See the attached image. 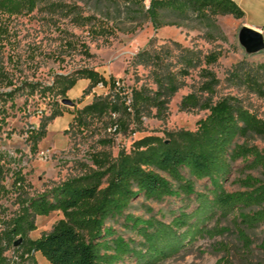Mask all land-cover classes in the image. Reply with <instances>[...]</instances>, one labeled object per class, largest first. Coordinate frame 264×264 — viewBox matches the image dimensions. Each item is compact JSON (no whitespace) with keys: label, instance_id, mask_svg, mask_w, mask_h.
<instances>
[{"label":"rangeland","instance_id":"1","mask_svg":"<svg viewBox=\"0 0 264 264\" xmlns=\"http://www.w3.org/2000/svg\"><path fill=\"white\" fill-rule=\"evenodd\" d=\"M150 1L145 0L147 7ZM125 12L126 6L116 0H45L30 13L0 12V163L4 168L2 184L7 188L0 194V218L4 220L0 232L20 214L21 202L26 197L38 196L70 178L97 169L94 155L110 162L120 152H130L133 142L144 136L165 137L171 131L196 130L198 121L209 111L183 110L180 106L190 93L207 97L202 91L206 79L201 71L207 67L205 54H219L218 61L208 66L219 80L213 100L236 96L243 106L264 119V97L242 80L251 75L264 82V49L249 52L240 44L242 24L238 18L218 16L220 29L213 33L197 20L191 21L190 26L160 28L148 21L134 30ZM188 55L196 65L189 68L188 74H178L181 88L162 115L156 107L147 108L140 122L134 111L121 112L116 118L123 115L129 127L120 131L115 130L109 115L88 116L84 124L75 119L78 110L92 103L95 95L107 96L112 91L102 84L90 89L91 81L81 77L82 70L93 69L107 79H116L122 97L129 103L134 89L157 90L156 75L179 72ZM71 79L76 80L75 84L63 93ZM44 122L46 135L35 146L32 131L39 130ZM248 142L263 146L257 136H251ZM244 164L241 160L233 164L224 183L228 191L242 190L237 180L246 174L260 176V170L245 171ZM17 176L26 184L21 190L13 185ZM206 186L211 187L207 179L197 181L195 188L203 192L207 191ZM197 205L195 195L157 201L140 194L124 215L109 224L126 240L138 243L141 238L124 224L125 214L144 218L154 215L170 222L181 210L192 212ZM62 217L60 211L36 216V228L28 237L35 239L50 232ZM206 225L227 227L228 231L199 236L159 264H216L224 255L231 264H264L263 226L248 231L252 245L245 249L232 215L210 218ZM23 242L22 237L17 238L5 252L10 264H32L31 258L21 256ZM222 244L228 249L223 250ZM33 257L38 264H52L40 252ZM119 264H136V259L129 255Z\"/></svg>","mask_w":264,"mask_h":264},{"label":"trees","instance_id":"2","mask_svg":"<svg viewBox=\"0 0 264 264\" xmlns=\"http://www.w3.org/2000/svg\"><path fill=\"white\" fill-rule=\"evenodd\" d=\"M44 1L0 0V12L10 15L30 13ZM116 1L126 6L125 13L134 30L148 21L160 28L190 26L191 21L197 20L213 33L214 29H220L218 16L232 15L238 19L244 16L234 0H151L148 7L145 0ZM218 59L216 52L204 56L207 67L201 70L206 79L202 91L207 97L190 93L181 102L183 110L200 108L209 111L198 121L196 130L171 131L165 137L144 136L133 142L130 152L124 150L110 162L94 155L97 169L70 178L38 196L23 199L20 214L7 222L0 232V264H10L5 252L20 237L24 241L21 256L31 258L32 264H38L33 257L35 252H40L52 264H119L129 255L136 259V264H159L178 254L199 236L227 232V227L208 228L206 222L216 216L227 218L231 215L243 247L251 249L248 231L264 227V119L243 106L236 96L213 100L219 80L208 66ZM183 61L185 64L179 72L156 75L157 90L134 89L129 103L122 97L116 79H107L93 69L82 70L81 77L91 81L90 89L102 84L112 91L107 96L95 95L92 103L78 110L75 119L84 124L88 116L109 115L115 130L120 131L129 127L123 115L116 118L121 112L130 114L134 111L140 122L142 112L147 108L156 107L162 115L181 88L178 74L186 75L189 68L196 65L190 55ZM242 80L249 82L255 92L264 97V82L251 75ZM68 81L63 93L76 82L74 79ZM46 128L44 122L39 130L32 131L35 146L46 135ZM251 136L259 137L263 146L249 144ZM241 138L244 141L239 142ZM238 160L245 163V171L260 170V176L246 174L237 180L242 190L228 191L224 183ZM3 173L0 163V194L7 189L2 184ZM205 179L211 187L206 186L207 191L198 192L196 182ZM13 185L21 190L26 184L17 176ZM140 194L157 201L170 196L195 195L198 205L192 212L181 210L170 222L154 215L144 218L125 214L124 224L141 238L136 243L134 239L126 240L118 234L109 222L124 215L132 200ZM54 211L62 212L63 217L53 229L38 238H29V232L36 228L35 217ZM2 223L4 220L0 218ZM221 248L228 249L223 244ZM216 264H231V261L224 255Z\"/></svg>","mask_w":264,"mask_h":264},{"label":"crops","instance_id":"3","mask_svg":"<svg viewBox=\"0 0 264 264\" xmlns=\"http://www.w3.org/2000/svg\"><path fill=\"white\" fill-rule=\"evenodd\" d=\"M234 1L244 12V16L239 18L242 27L249 26L264 32V0Z\"/></svg>","mask_w":264,"mask_h":264},{"label":"water","instance_id":"4","mask_svg":"<svg viewBox=\"0 0 264 264\" xmlns=\"http://www.w3.org/2000/svg\"><path fill=\"white\" fill-rule=\"evenodd\" d=\"M240 44L249 52L264 49V32L249 26H243L239 33Z\"/></svg>","mask_w":264,"mask_h":264}]
</instances>
